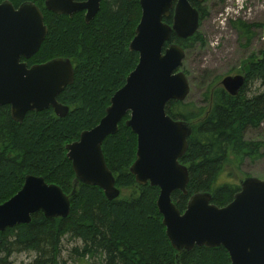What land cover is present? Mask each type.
Segmentation results:
<instances>
[{
	"label": "trees",
	"instance_id": "16d2710c",
	"mask_svg": "<svg viewBox=\"0 0 264 264\" xmlns=\"http://www.w3.org/2000/svg\"><path fill=\"white\" fill-rule=\"evenodd\" d=\"M3 1L14 8L30 2L43 13L47 35L39 51L23 61L30 67L67 58L73 66L74 80L56 98L69 109L65 118L55 117L49 109L28 113L16 123L9 108L0 107V204L20 190L26 175L43 177L46 183L56 184L70 195L75 177L65 145L99 122L110 97L135 68L138 54L130 52L128 44L139 22V0H102L100 10L88 24L82 14L68 18L43 11L44 0L0 3ZM192 6L202 21L204 7L196 3ZM171 20L164 21L170 25ZM230 23L239 38L249 44L257 24L240 19ZM171 40L187 52L193 44L205 45L198 33L186 41L174 36ZM241 74L245 82L237 96L228 95L214 79L200 85L199 101H171L165 106L172 119L191 124L188 147L179 160L188 171L187 195L178 191L171 194L180 211L196 193L208 192L214 205L225 206L239 191L237 182L218 183L230 158L238 169L244 159L255 162L264 157V140L245 138L264 120V47L247 57ZM101 150L120 196L109 201L98 187L79 183L70 197L67 218L46 220L40 213L33 214L28 225L0 233V264H11L12 257L25 253L34 254L27 264H65L60 259L65 250L72 264H229L222 247H195L183 254L171 248L155 205L158 189L137 185L129 173L136 140L123 120L117 133L103 141Z\"/></svg>",
	"mask_w": 264,
	"mask_h": 264
},
{
	"label": "water",
	"instance_id": "95a60500",
	"mask_svg": "<svg viewBox=\"0 0 264 264\" xmlns=\"http://www.w3.org/2000/svg\"><path fill=\"white\" fill-rule=\"evenodd\" d=\"M190 0H139L140 19L128 45L138 54V62L126 77L124 85L110 98L104 116L97 125L79 134L67 144L66 157L71 162L78 183L98 187L111 201L118 197L112 172L106 166L101 145L107 136L117 132L118 124L128 115L124 125L136 136L135 160L129 173L139 185L159 189L156 200L165 235L171 247L186 253L194 247H223L230 264H264V181L245 178L231 202L218 207L209 193L188 199L181 212L171 202L173 192L187 194L189 181L186 167L179 159L187 149L191 125L176 121L165 112L171 101H184L189 83L177 71L185 59V50L170 37L186 40L199 25V16ZM199 4L205 0H193ZM101 0H45V9L56 15L86 11L88 24L99 11ZM172 15V23L163 21ZM47 35L40 10L32 3L14 8L0 3V106L10 108L14 122H22L28 112L51 108L64 118L68 108L56 97L73 83L74 71L69 59L57 58L27 66L22 59L32 58ZM245 78L226 76L220 85L230 96H236ZM70 195L58 185L47 184L42 177L26 175L20 190L0 204V232L31 221L41 212L43 218L65 219L70 211Z\"/></svg>",
	"mask_w": 264,
	"mask_h": 264
},
{
	"label": "rangeland",
	"instance_id": "374dc122",
	"mask_svg": "<svg viewBox=\"0 0 264 264\" xmlns=\"http://www.w3.org/2000/svg\"><path fill=\"white\" fill-rule=\"evenodd\" d=\"M206 16L198 25V34L205 40L203 47L193 44L186 53L182 69L186 71L191 90L186 100H200V86L205 81L220 80L225 76L241 74L244 62L252 53L264 47V0H207L203 6ZM240 19L247 24H257L251 42L239 38L231 21ZM192 45V44H191ZM246 139L264 140V120L256 132H247ZM246 177L264 181V157L251 162L244 159L237 169L230 158L219 175L218 183L239 182ZM62 246L65 247L64 243ZM72 247H69L71 249ZM1 257V256H0ZM65 264H72L66 250L60 256ZM34 254L25 253L12 257L11 264H27ZM201 264V263H198Z\"/></svg>",
	"mask_w": 264,
	"mask_h": 264
},
{
	"label": "flooded vegetation",
	"instance_id": "af4514ba",
	"mask_svg": "<svg viewBox=\"0 0 264 264\" xmlns=\"http://www.w3.org/2000/svg\"><path fill=\"white\" fill-rule=\"evenodd\" d=\"M75 1V0H74ZM83 0H76L75 2H82ZM191 4L193 5V4H195L193 1H191ZM83 16H84V12H83ZM73 17V16H72ZM71 17V18H72ZM252 29H254V28H252ZM171 40V39H170ZM172 41V40H171ZM0 107H8L9 108V106H7V105H4V106H0ZM8 112H9V115H10V108L8 109Z\"/></svg>",
	"mask_w": 264,
	"mask_h": 264
}]
</instances>
